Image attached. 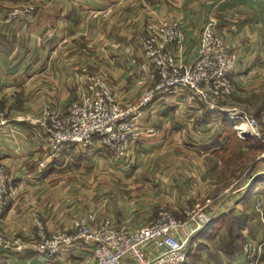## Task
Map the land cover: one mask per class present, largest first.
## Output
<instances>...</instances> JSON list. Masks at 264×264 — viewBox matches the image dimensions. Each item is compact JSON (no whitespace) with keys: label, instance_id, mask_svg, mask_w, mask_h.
<instances>
[{"label":"crops","instance_id":"obj_1","mask_svg":"<svg viewBox=\"0 0 264 264\" xmlns=\"http://www.w3.org/2000/svg\"><path fill=\"white\" fill-rule=\"evenodd\" d=\"M31 3L34 10L11 15ZM175 21L183 32L173 48L178 66L193 63L210 26L236 54L228 75L232 92L209 97L212 108L183 89L155 92L124 156L97 138L90 147L72 143L53 156L41 127L16 120L39 116L47 106L65 111L97 75L116 102L138 101L157 82L145 27ZM0 107L11 119L0 129V165L10 177L0 237L26 246L0 245V264H95L89 240L52 256L35 251L36 221L47 233H74L78 225L96 227L104 219L134 230L163 213L181 224L184 264H247L243 243L249 240L262 243L264 263V218L244 206L260 196L263 203L264 176L247 189L221 185L224 148L235 138L237 121L255 122L256 145L244 147L242 156L257 160L264 173V0H0ZM199 211L212 218L195 230L190 216ZM144 252L154 257L160 249L148 244ZM120 264L134 263L126 258Z\"/></svg>","mask_w":264,"mask_h":264},{"label":"built area","instance_id":"obj_2","mask_svg":"<svg viewBox=\"0 0 264 264\" xmlns=\"http://www.w3.org/2000/svg\"><path fill=\"white\" fill-rule=\"evenodd\" d=\"M34 5L31 3L24 8L14 9L11 15L28 13L34 10ZM145 28L148 33L146 55L155 70L157 82L138 101L128 104L116 102L110 88L103 86L102 76L97 75L65 111L47 106L39 116L23 115L16 120L41 127L53 156L72 143L90 147L96 138L100 146L114 150L117 156H124L131 141L138 136L137 123L142 117V109L151 102L155 92L170 95L183 89L191 97H201L209 103L210 108L213 104L207 100L209 97L231 94L232 85L228 75L236 54L228 50L220 36L206 31L201 37L195 61L189 67L182 68L177 65L173 54V48L181 43L183 37L178 24L155 25L149 22ZM239 118L242 120L241 116ZM10 120L6 109L0 107V129L8 127ZM231 120L235 123L237 118ZM247 123L250 129L256 127L254 121ZM236 134L241 139L248 136L246 132L240 133L238 130ZM9 182L8 172L0 165V213L8 194ZM92 219L91 216L90 221ZM210 221L209 214L201 211L190 216V224L195 230L202 229ZM36 222L38 242L34 250L48 256L81 239L93 243L95 264H120L126 258L134 264H184L186 261L187 248L184 239L179 236L181 224L167 213L161 214L153 223L134 230L115 228L109 219H104L96 227L89 223L78 225L74 233L62 229L47 233L42 222ZM148 244L160 249V252L154 257L147 256L144 247ZM0 245L21 251L26 249L19 238L7 241L0 237ZM260 247L250 240L243 244L247 264H264L261 262Z\"/></svg>","mask_w":264,"mask_h":264},{"label":"rangeland","instance_id":"obj_3","mask_svg":"<svg viewBox=\"0 0 264 264\" xmlns=\"http://www.w3.org/2000/svg\"><path fill=\"white\" fill-rule=\"evenodd\" d=\"M210 23H213V21H208V24H210ZM165 24H169V23H165ZM178 26H179V24H178ZM179 28H180V26H179ZM180 30H181V28H180ZM209 30L212 31L215 35H217L215 29L212 26H210L208 29H206L202 32L200 39H199V42H198L197 54H196L195 58L197 57L198 52H199L201 37L206 31H209ZM181 32H182V30H181ZM182 35H183V32H182ZM195 58H194V61H195ZM247 121L251 122L252 119L249 118L247 120H243L240 122L237 121V123L235 125H232L233 129H234V133H235L234 134L235 136L234 135L233 136L236 139L235 138L231 139V142L228 143L226 148H224L225 149V151H224L225 153L223 156L224 162L222 161V163L225 165V175H224L222 180H225V181L221 184L223 190H226L228 188L230 190H232V189H235L239 186H241V187L245 186L247 189L250 186L252 187L255 183L258 182V180L261 179V178L258 179L259 176L260 177L264 176V173L258 172L257 165H259V164H258L257 160H253L252 158H250L249 156H246V155L245 156L247 158L245 156H242V153L244 152V147H247V148L249 147L251 149H254V145H256L253 142V137L254 136L257 137V135H256V133L258 131L257 127H255L256 128L255 134L251 133V135H248L244 139L239 138L236 134V131L238 130L237 127L239 124H240L239 126H241L242 124H246L247 126H249ZM258 133H259V131H258ZM246 139H248V140L245 141L244 145H243L240 142V140L242 141V140H246ZM254 151L257 152V150H254ZM262 180L263 181L261 183H263V184H259L260 188L261 187L262 188L260 191H258V193L260 195H263V197H264V178ZM260 203H261V196L258 197L256 201L254 200V203H253V199L246 202L244 204V206L247 207V209H248L247 213H249L253 209L257 213V215H256L257 217L264 218V207H262L264 204V201H263V203H261V204ZM209 218H212L211 214H209ZM261 244L262 243H259V244L255 243V245L257 247H260Z\"/></svg>","mask_w":264,"mask_h":264},{"label":"bare ground","instance_id":"obj_4","mask_svg":"<svg viewBox=\"0 0 264 264\" xmlns=\"http://www.w3.org/2000/svg\"><path fill=\"white\" fill-rule=\"evenodd\" d=\"M228 117H231V119H233V114L232 115H228ZM240 125V124H239ZM237 127L238 131L241 132H246L248 135H251V133H256V128L254 126H252V128L250 129L249 126H247L246 124H242L241 126Z\"/></svg>","mask_w":264,"mask_h":264},{"label":"trees","instance_id":"obj_5","mask_svg":"<svg viewBox=\"0 0 264 264\" xmlns=\"http://www.w3.org/2000/svg\"><path fill=\"white\" fill-rule=\"evenodd\" d=\"M210 222H211V221H210ZM208 224H209V223H208ZM208 224H207V225H208ZM207 225H206V226H207Z\"/></svg>","mask_w":264,"mask_h":264}]
</instances>
